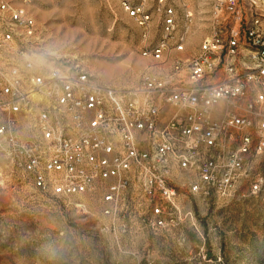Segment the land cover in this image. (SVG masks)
<instances>
[{
    "label": "built area",
    "instance_id": "built-area-1",
    "mask_svg": "<svg viewBox=\"0 0 264 264\" xmlns=\"http://www.w3.org/2000/svg\"><path fill=\"white\" fill-rule=\"evenodd\" d=\"M178 1L156 3L152 42L154 11L121 0L151 62L123 88L79 64L41 63L31 0H0V155L42 194L96 200L116 239L168 227L182 194L226 199L244 180L260 189L264 0H215L213 31L189 56L196 16Z\"/></svg>",
    "mask_w": 264,
    "mask_h": 264
},
{
    "label": "rangeland",
    "instance_id": "rangeland-1",
    "mask_svg": "<svg viewBox=\"0 0 264 264\" xmlns=\"http://www.w3.org/2000/svg\"><path fill=\"white\" fill-rule=\"evenodd\" d=\"M130 1L154 11L149 38L158 41V0ZM188 2L196 23L182 56L193 55L215 23V0ZM30 10L41 63L79 64L98 81L123 88L151 64L141 54L142 29L121 0H31ZM255 174L261 177L256 194L245 180L226 199L182 194L168 227L116 239L96 200L42 194L0 155V264H264V155Z\"/></svg>",
    "mask_w": 264,
    "mask_h": 264
}]
</instances>
